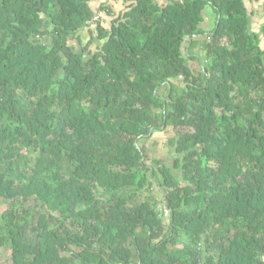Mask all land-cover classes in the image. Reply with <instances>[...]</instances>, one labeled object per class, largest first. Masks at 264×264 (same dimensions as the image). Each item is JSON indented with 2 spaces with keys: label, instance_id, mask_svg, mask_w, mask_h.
<instances>
[{
  "label": "trees",
  "instance_id": "trees-1",
  "mask_svg": "<svg viewBox=\"0 0 264 264\" xmlns=\"http://www.w3.org/2000/svg\"><path fill=\"white\" fill-rule=\"evenodd\" d=\"M122 1L0 0V264H264V27Z\"/></svg>",
  "mask_w": 264,
  "mask_h": 264
},
{
  "label": "rangeland",
  "instance_id": "rangeland-1",
  "mask_svg": "<svg viewBox=\"0 0 264 264\" xmlns=\"http://www.w3.org/2000/svg\"><path fill=\"white\" fill-rule=\"evenodd\" d=\"M117 1H119L120 3L123 2L122 0H116V2ZM208 11L209 12L211 11L210 7L208 8ZM104 17H106V15H104ZM94 23H95L94 21L90 22L88 24L89 27L90 28L93 27ZM81 36L83 37V42H84L83 44H86L85 46H88V48H89V50L88 49L86 50V54H88V52L90 50H94L97 45L100 46V41L97 39H94L91 42V36L89 38V32L86 29H83L81 31ZM199 38L202 41H204L205 36H200ZM88 39H89V41H88ZM85 46H83V47H85ZM200 46L203 48V46H204L203 42L201 43ZM67 54L68 53H66V55ZM188 63L196 69L199 67L198 60H191V61H188ZM172 135H173L172 129H168L164 132L156 133L153 138L145 141L146 147L149 149L150 154L153 155L154 157H160V158L164 159L168 165H171L172 161H173V152L174 151H173V148L168 144V141H167L168 138H170ZM6 209H7V206L5 204L0 203V216ZM136 213H138V212H136ZM136 216H139V215L137 214ZM9 256H10V254H9L8 250L0 249V259L1 260L7 261L9 259Z\"/></svg>",
  "mask_w": 264,
  "mask_h": 264
},
{
  "label": "crops",
  "instance_id": "crops-1",
  "mask_svg": "<svg viewBox=\"0 0 264 264\" xmlns=\"http://www.w3.org/2000/svg\"><path fill=\"white\" fill-rule=\"evenodd\" d=\"M162 1V0H161ZM250 19V30L261 33L264 27V0H243ZM264 44V34L260 35Z\"/></svg>",
  "mask_w": 264,
  "mask_h": 264
},
{
  "label": "built area",
  "instance_id": "built-area-1",
  "mask_svg": "<svg viewBox=\"0 0 264 264\" xmlns=\"http://www.w3.org/2000/svg\"><path fill=\"white\" fill-rule=\"evenodd\" d=\"M99 19V16H95L93 19H92V21L91 22H95V21H97Z\"/></svg>",
  "mask_w": 264,
  "mask_h": 264
},
{
  "label": "clouds",
  "instance_id": "clouds-1",
  "mask_svg": "<svg viewBox=\"0 0 264 264\" xmlns=\"http://www.w3.org/2000/svg\"><path fill=\"white\" fill-rule=\"evenodd\" d=\"M99 16V15H98Z\"/></svg>",
  "mask_w": 264,
  "mask_h": 264
}]
</instances>
